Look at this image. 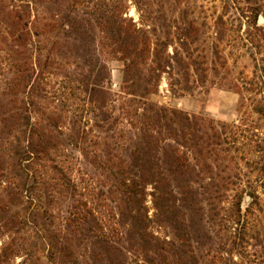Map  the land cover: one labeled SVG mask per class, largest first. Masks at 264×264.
I'll return each mask as SVG.
<instances>
[{"label": "trees", "instance_id": "1", "mask_svg": "<svg viewBox=\"0 0 264 264\" xmlns=\"http://www.w3.org/2000/svg\"><path fill=\"white\" fill-rule=\"evenodd\" d=\"M18 1V9L0 8L13 72L7 82L13 97L0 103V138L8 140L22 128L25 139L22 150L0 151V171L9 156H18L16 169L24 175L19 182L6 181V202L0 206L4 232L20 233L33 224L18 212L12 214L11 207L29 209L31 201H38L31 195L33 183L40 180L49 195H68L66 226L87 241L92 264H133V258L144 264L169 259L199 264L196 249L202 243L194 225L205 222L204 207L220 196V185L239 180L237 174L221 177L216 169L219 156L237 152L236 144L244 140L242 119L229 125L149 102L162 74L178 75L184 67L177 53L169 54L168 44L155 38V29L125 15L123 1L47 0V23L43 12ZM45 27L51 37L43 55L39 29ZM102 45L123 64L122 84L129 98L118 107L107 86ZM53 67L59 79L47 91ZM49 97L71 114L69 133L52 117L46 123L31 122L36 106ZM253 110L264 115L262 104ZM89 167L97 173H89ZM248 195L249 206H257V197ZM242 199L239 191L232 197L230 219L236 226L243 216ZM106 201H113L114 208ZM153 223L168 228L171 236L160 238L150 229ZM12 249L10 244L1 248L0 264L7 263ZM48 252L55 262L52 250Z\"/></svg>", "mask_w": 264, "mask_h": 264}, {"label": "rangeland", "instance_id": "2", "mask_svg": "<svg viewBox=\"0 0 264 264\" xmlns=\"http://www.w3.org/2000/svg\"><path fill=\"white\" fill-rule=\"evenodd\" d=\"M24 1L29 2L32 10L43 12L41 18L45 23L50 21L47 0ZM121 1L125 15L139 26L155 29V38L164 40L168 53L176 52L184 67L178 75L162 74L157 92L149 96V102L229 125H239L242 119L246 125V131L242 129L244 140L236 144L238 151L219 156L216 169L221 177L237 174L239 180L234 185L221 184L220 196L216 195L204 207L207 216L203 225L195 222L194 229L202 243L196 249L199 264H264V115L253 110L258 104L264 109V0ZM19 4L18 0H0V8L18 9ZM39 31L40 39L44 40V55L51 33L46 27ZM9 45L0 25V103L13 97L7 87L8 78L13 76L11 58L7 55ZM99 52L110 75L107 86L118 107L129 98L122 84L123 64L111 48L102 45ZM49 71L54 74L43 85L47 91L55 88L59 79V70L53 67ZM36 107L31 113L32 123H46L52 117L62 132L69 133L71 114L58 101L49 97ZM21 131L22 128L15 129L8 140L0 138V151L22 150L25 139ZM67 148L80 157L77 151ZM7 163L0 171V206L6 202V181L19 182L24 176L16 169L18 156H9ZM88 171L97 173L90 167ZM33 187L31 196L38 201H31L29 209L11 207L12 214L18 212L33 222L29 229L5 233L0 223V251L6 244L14 250L6 264H92L87 241L66 226L69 202L66 192L49 195L40 180ZM238 191L243 196L240 206L243 216L236 226L230 215L234 210L232 197ZM249 193L257 197L258 205L253 208L249 206L252 200ZM106 202L114 208L113 201ZM146 206L152 217L150 196ZM243 225L245 229H241ZM150 229L162 239L171 236L168 228L154 223ZM63 248H66L64 252ZM49 250L54 253L55 262L49 258ZM131 262L144 264L134 258ZM166 264L177 263L169 259Z\"/></svg>", "mask_w": 264, "mask_h": 264}]
</instances>
